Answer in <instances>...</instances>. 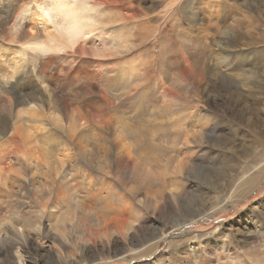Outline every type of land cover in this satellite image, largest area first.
Returning a JSON list of instances; mask_svg holds the SVG:
<instances>
[{
  "label": "rangeland",
  "instance_id": "obj_1",
  "mask_svg": "<svg viewBox=\"0 0 264 264\" xmlns=\"http://www.w3.org/2000/svg\"><path fill=\"white\" fill-rule=\"evenodd\" d=\"M166 1L116 0L119 22L126 23L119 16V6H137L148 16L134 21L142 29L137 37L142 43L123 55L119 67L127 71V80L141 81L129 89V96L109 106L95 91L84 95L73 90L74 112L85 113L89 108L86 104L83 108V100L97 97L106 116L112 117V127L106 132L97 126L91 132L85 128L76 132L78 143L82 141L99 155L94 153L91 162L80 154L67 160L70 179L56 174L58 167L53 165V171L52 166L45 171L40 167L41 171L31 169L27 175L18 169L20 174H13L24 180L28 177V184L9 181L0 186V220L7 227L1 232L0 264H20L21 258L25 264H255L262 254L264 239L252 234L264 229V179L247 184L254 187L244 196L238 190L227 200L219 195L225 193L223 185L232 167L264 158V0H168L172 2L168 27L179 33L176 40L164 39L161 32ZM179 56L182 62H177ZM170 58L176 59L173 64ZM14 60L10 50L4 62L9 66ZM183 66L189 75H183ZM160 85L170 92L165 95ZM122 124L131 128L125 131ZM193 126L202 129L204 144L180 155L178 143L186 133L193 135ZM113 137L123 139L119 147ZM53 138L55 142L57 137ZM123 145L140 148L139 152L159 148L154 155L155 175L143 176L140 168L125 165L108 170L104 160L111 163ZM178 161L182 170L176 167ZM85 169L91 171L92 182L83 175ZM8 193L17 201L7 199L8 203ZM82 204L94 206L106 220L127 210L134 215L140 212L131 231L137 240L126 246L115 232L109 237L97 234L95 230L105 222L86 214ZM223 240L229 242V249L221 254Z\"/></svg>",
  "mask_w": 264,
  "mask_h": 264
},
{
  "label": "bare ground",
  "instance_id": "obj_2",
  "mask_svg": "<svg viewBox=\"0 0 264 264\" xmlns=\"http://www.w3.org/2000/svg\"><path fill=\"white\" fill-rule=\"evenodd\" d=\"M170 6H172V2L167 0L159 23L164 39L176 40V36H179L177 35L179 33L174 31L172 27H168V23L172 17ZM123 7L119 6V16L122 21H126L125 24L119 22L117 19V13L115 12L116 0H0V186L5 185L9 181L13 185L17 184L16 182H27L28 184V177L25 181L23 178L18 177V174L17 176L13 174H20L18 169L25 170V174L27 175L29 171L31 172V169L37 170L40 167L45 171L46 168L50 166L51 169L52 166L51 171H53L55 167L53 165H56L58 167V170L55 171L56 174H61L65 179H70L68 178L69 171H67L69 168L65 169V163L72 156L80 154L81 158L85 161H95L96 155L94 156V153L98 154L99 151L94 152V148L91 149L89 145L84 147L82 141L81 145L83 146H81L80 142L78 143V137H75L76 132L82 130V128H85L84 130L88 129L87 132H91L93 126H97L105 132L106 130L108 131L112 127V117L106 116L107 112L105 113L102 110L101 103H97L95 99L99 97L108 106L111 103H113L111 105H114L115 101H117V104L122 99V96L123 98L129 96V89L134 90V86H137L138 82L141 81L134 78L127 80V71L123 68L119 70V67L121 62H123V55L133 47L135 48L142 41L141 39H137V37H141L143 34L142 29H138L137 23L134 21L145 16L147 20L148 16L137 6ZM157 19L155 18V20ZM148 35L150 34L148 33ZM144 39L146 38L144 37ZM10 50L14 54L15 60L8 66V62L6 63L4 60ZM182 57L179 56L177 62H182ZM173 60L176 59L170 58L169 61L173 64ZM97 66L99 69L94 68ZM182 69L184 76L190 74L187 67L183 66ZM29 75H31V78H29ZM160 86H162L161 90L159 89L160 91L165 89V95L170 92L169 90L167 93L164 85ZM70 90L72 91L70 92ZM73 90L84 95L92 94L91 92L95 91L94 93L97 97L94 96V100L92 97H90L91 99L83 100V108H89L88 110L84 108L85 113L81 110L83 114H77L79 111L74 112L77 108L73 106L74 102L73 105L71 103ZM72 106L75 109H71ZM126 106L131 107L125 105V108ZM121 111L117 112L120 113ZM119 113L118 115L120 116ZM124 118L127 117L123 116L121 119L123 120ZM118 122L120 123L121 121L118 120ZM122 126L120 125V128ZM123 127L125 130L126 127ZM120 128H118V131ZM193 128L195 127L193 126ZM196 129L197 127L194 132L191 129L193 132L192 136L186 133L181 137L178 143L180 155L184 151L194 148V145L204 144L202 129H197V131ZM124 130L121 128V132H124ZM56 131L60 132L61 135L56 133L58 135L56 136L53 133ZM136 131L138 132V130ZM121 132L120 134L123 133ZM85 133L84 131V135ZM133 133L131 134L133 135ZM126 134L124 135L126 136ZM84 135L82 134L83 140L85 136L87 137V135ZM54 136L58 140L55 141L56 143L53 140ZM82 136L80 135V137ZM105 139L103 140L105 141ZM91 140L88 141V144ZM114 140L118 139L115 137ZM121 140L119 138L117 142L118 147L122 143ZM53 142L55 144H51ZM123 142L125 143V140ZM130 142L134 144L136 141ZM97 143H99L98 140ZM97 143L95 144L97 145ZM140 145L142 144L140 143ZM125 146L123 145L122 149L113 155L112 161L109 159L111 161V163L109 162L110 164L104 160L105 167L111 170L112 167L115 168L116 166H133L135 169L140 168L143 170V176L146 173L153 174L154 176L156 173L154 171L158 170V167L156 168L157 165H155L154 155H156L155 150H159V148L155 150L152 148L153 154L152 149V152L145 149L139 152L140 148L133 146L131 148L129 147L130 145ZM148 148L150 149L151 147ZM179 160L181 161V159ZM85 161L84 164L87 165ZM180 161L176 165L178 170L183 167L182 163H179ZM166 164L168 163L166 162ZM71 165L73 172H76L78 170L76 164L73 162ZM100 165H103V163ZM263 166L264 158H256L246 161V165L242 163L238 168L232 167V174L223 185L225 193H221L219 197L227 200L229 195L235 190L239 191V195L244 196L246 192L254 187L247 184L257 179H259V182L264 179V174L260 173ZM90 173L85 169L83 175L88 176L89 181L92 182L93 177ZM70 176L73 178V173ZM10 195L9 193L6 195L5 199L7 202L10 199H12V203L17 201V199H13L14 195H12L13 198ZM150 199H153V197ZM1 204L0 200V207ZM158 204L160 205V202ZM82 206L86 214L93 215L98 222H105L104 227L101 226L103 228L95 230L97 234L109 237L110 233L115 232L119 234V241L126 246L137 240V237L133 236L134 234H131V231L135 228V223L139 219L137 215L140 212L134 215L131 211L128 212L127 210L121 216L113 215L109 220H106L103 214L99 215L95 212L94 206H87L85 204H82ZM4 222L6 221L0 220V241L3 240L2 230L7 229V227L2 226L5 224ZM60 226L58 225V227ZM17 230H22V228L19 227ZM57 231L62 230L58 229ZM59 233L64 236V233ZM252 235L253 237L257 236V238L261 236V239H264V229ZM163 237H165L164 232ZM228 249L229 242L223 240L219 245L218 253L224 254L223 250ZM261 251L264 254V243H262ZM262 254L257 258L255 264H264V258L262 257L264 255ZM240 261L242 263L243 260ZM24 262L22 258L19 259L20 264ZM190 262L196 263L194 260Z\"/></svg>",
  "mask_w": 264,
  "mask_h": 264
}]
</instances>
